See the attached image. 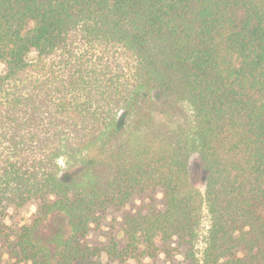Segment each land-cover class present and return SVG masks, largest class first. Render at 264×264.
Here are the masks:
<instances>
[{"label": "trees", "instance_id": "obj_1", "mask_svg": "<svg viewBox=\"0 0 264 264\" xmlns=\"http://www.w3.org/2000/svg\"><path fill=\"white\" fill-rule=\"evenodd\" d=\"M154 192L121 244L87 243ZM33 204L0 230L15 264L179 247L186 264H264V0H0V222ZM51 216L66 230L43 235Z\"/></svg>", "mask_w": 264, "mask_h": 264}, {"label": "rangeland", "instance_id": "obj_2", "mask_svg": "<svg viewBox=\"0 0 264 264\" xmlns=\"http://www.w3.org/2000/svg\"><path fill=\"white\" fill-rule=\"evenodd\" d=\"M189 173L191 182L194 187L199 191L204 190V176L200 169L199 161L196 155L191 156L189 159ZM162 207V196L158 192L144 195L136 198L123 206L120 210L111 209L107 212L104 220L99 227H92L86 239L87 243L91 246H103L110 240H115L119 244L123 242L122 228L124 217L127 214L143 213L152 208L159 210ZM36 211V205H28L19 212L9 211V218H5L0 222V230L5 233H14L15 229L21 225H26L32 221L33 214ZM62 229L65 231L64 221L58 217H48L43 221L40 231L43 235H50L52 231ZM12 237L10 236V239ZM3 241H0V247ZM180 252H175L171 257L165 254H160L155 258L138 257L126 258L123 260L109 259L104 253L96 254L86 259H81L75 264H186L182 253L186 249L179 247ZM0 264H15L12 260L8 259L6 254L0 250ZM23 264V263H22Z\"/></svg>", "mask_w": 264, "mask_h": 264}]
</instances>
